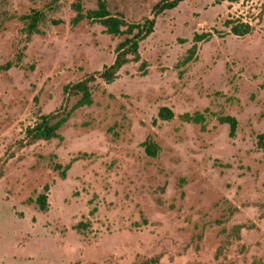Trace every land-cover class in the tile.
Wrapping results in <instances>:
<instances>
[{
	"label": "rangeland",
	"instance_id": "1",
	"mask_svg": "<svg viewBox=\"0 0 264 264\" xmlns=\"http://www.w3.org/2000/svg\"><path fill=\"white\" fill-rule=\"evenodd\" d=\"M77 1L0 0V68L24 51L0 71V160L15 155L0 181V264H264V0H188L161 15L141 45L146 74L131 64L114 84L99 81L94 104L76 111L61 139L20 150L37 117L65 104L64 87L112 65L125 39L74 25ZM106 1L138 24L165 0ZM81 2L97 9L98 0ZM34 11L46 19L26 43L21 17ZM229 20L254 31L236 37ZM202 33L214 37L178 67ZM163 107L177 118L155 123ZM206 110L205 128L179 118ZM219 116L239 121L236 138ZM148 137L161 148L156 159L142 147ZM55 163L72 165L66 180ZM81 222L91 223L85 236L74 230Z\"/></svg>",
	"mask_w": 264,
	"mask_h": 264
},
{
	"label": "trees",
	"instance_id": "2",
	"mask_svg": "<svg viewBox=\"0 0 264 264\" xmlns=\"http://www.w3.org/2000/svg\"><path fill=\"white\" fill-rule=\"evenodd\" d=\"M186 1L188 0L162 1L153 8V19H147L143 23L135 24L129 22L123 14H112L106 0H98L97 9L89 11H85L81 0H78L77 3L73 5L77 14L73 20L74 25L88 21L90 24L102 26L107 35L124 37L125 39L117 45L115 49V61L112 65L104 67L101 72L89 74L85 79L75 84H69L64 87L65 104L51 114H41L37 117L34 125L26 129L24 139L19 142L20 150L33 146L39 142H51L61 139V131L70 122L76 111L85 107H91L94 104V94L96 90L99 89V81L104 82L106 85L114 84L120 78L121 71L131 64H140L141 71L146 74L148 65L142 59V43L154 34L157 19L161 15L177 9ZM243 1L244 0H216V4L223 5L228 3L234 5L240 4ZM45 19V14L40 11H34L29 15L21 17V21L24 24L22 32L24 36H26V43H29L34 35L40 34L39 28L45 22ZM225 26L230 30L232 35L239 38H245L254 31L252 25L242 21L229 20L225 23ZM213 37L214 35L212 33L195 34L193 47L187 52L185 57L179 61L177 66L183 68L195 61L198 55L199 44L210 42ZM26 48L27 46L24 47V49ZM23 57L24 51L20 53L16 63L10 62L0 68V71H9L15 66H18L23 61ZM72 99H77V102L73 107H69V102ZM209 114L210 112L206 110L204 113H187L179 116V118L184 123L200 125L202 128H205ZM176 118L177 115L174 111L168 107H163L160 109L155 123L159 121L172 122ZM218 120L222 125L229 126L230 138H236L239 130V121L231 116H219ZM257 146L260 150H264V134L258 136ZM142 147L146 155L154 159L158 158L161 153L160 146L152 137H148L142 144ZM13 158H15L14 154L9 155V153H6L5 157L0 160V181L5 176L7 163ZM71 168L72 165L63 166L58 163L54 165V170L59 173L63 180L67 179L68 172ZM49 192L50 186L46 185L43 193H41L35 201L41 212H48L49 210ZM262 218H264V213ZM90 229V222H81L74 227V230L83 236H85ZM244 229H246L245 225H239L233 228L232 234L235 236L236 240L240 241L242 239V231ZM229 237H231V235H229ZM141 264H159V259H150Z\"/></svg>",
	"mask_w": 264,
	"mask_h": 264
}]
</instances>
